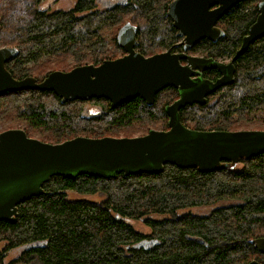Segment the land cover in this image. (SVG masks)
I'll return each instance as SVG.
<instances>
[{"label":"trees","instance_id":"trees-1","mask_svg":"<svg viewBox=\"0 0 264 264\" xmlns=\"http://www.w3.org/2000/svg\"><path fill=\"white\" fill-rule=\"evenodd\" d=\"M172 1L128 0L126 5L98 9L97 0H75L69 10L48 12L37 8L38 0H0V42L17 51L5 68L16 79L32 77L40 82L52 71L113 60L117 57L101 31L130 11L135 14L129 24L136 29L138 51L146 57L153 48L178 38L166 15ZM252 1L239 3L218 21H224V28L217 23L222 38L215 43L201 41L194 50L207 52L214 60L232 59L257 16V5L252 11L245 8ZM117 34L111 41L116 47ZM46 53L68 56L73 65L38 73L24 68L25 61H39ZM234 66L232 84L209 95L204 105L179 111L184 126L185 119L191 118L193 130L228 131L233 117L247 119L253 111L264 115V36ZM176 98V90L167 88L151 106L137 98L110 109L105 99L61 103L50 92L28 90L0 96L25 121L18 129L49 144L75 137L131 138L120 134L129 133L133 124L145 127V135L158 120L166 121L164 109ZM88 104L96 112L86 114ZM163 130H167L166 122ZM37 131L48 135L35 136ZM239 164L236 169L210 173L165 165L153 175L51 177L42 186V195L17 206L13 222H0V242L5 244L0 264H239L254 250L248 240L264 229V154ZM68 193L99 194L103 199H68ZM203 206L213 208L203 216L180 214ZM137 220L148 227V235L133 229ZM33 245L37 246L5 263L8 251Z\"/></svg>","mask_w":264,"mask_h":264},{"label":"water","instance_id":"water-1","mask_svg":"<svg viewBox=\"0 0 264 264\" xmlns=\"http://www.w3.org/2000/svg\"><path fill=\"white\" fill-rule=\"evenodd\" d=\"M243 1L173 0L166 15L177 35L183 37V52L167 50L145 57L135 50V27L126 23L117 34V45L125 53L122 57L67 72L52 71L40 82L32 77L13 78L5 64L16 56V49L1 48L0 96L28 90L50 92L61 103L105 99L114 109L137 98L151 106L157 93L171 87L177 90L178 99L164 109L167 130H150L139 137H75L49 144L27 137L20 129L1 132L0 222H13L17 206L42 195V186L54 176L113 179L119 174H159L165 165L210 173L233 169L241 160L264 154V131H196L185 127L179 117L184 107L203 105L209 95L232 84L234 62L264 36L261 0L254 22L228 63L185 54L202 39L216 42L222 38L224 33L217 22ZM182 60L186 64H181ZM207 70L217 71L220 77L215 81L203 78ZM253 244L264 253V239L254 240ZM36 246H25L23 250Z\"/></svg>","mask_w":264,"mask_h":264},{"label":"rangeland","instance_id":"rangeland-1","mask_svg":"<svg viewBox=\"0 0 264 264\" xmlns=\"http://www.w3.org/2000/svg\"><path fill=\"white\" fill-rule=\"evenodd\" d=\"M75 0H38V5L37 8L38 9H42L44 11H48V12H53L56 10H69L70 8H72V6L74 5ZM122 2V0H97V8L98 9H103V8H108L111 7L110 5L116 3L118 5H122L120 4ZM258 0H254L250 3H248L246 5V10L248 11H252V9H254V7L257 5ZM115 5V4H114ZM135 19V14L133 12H128V13H124L120 19L119 22L115 23L114 25H109L106 26L102 29L101 34L104 37V39L106 40L107 43H109L108 45V49L110 50V52L113 54V57H119L123 54L122 50H120L119 48H117L114 43H111L112 39L116 38V34L117 31L126 23H133ZM218 25L221 28H224V21H220L218 23ZM3 46H7L6 43H2L0 42V47ZM168 45H161L158 47L153 48L152 50H150L149 55L153 54V53H157V52H161L162 50H165L167 48ZM193 54H197L199 55L198 52H193ZM206 54V53H203ZM202 55V54H200ZM208 55V54H206ZM209 56V55H208ZM229 58V57H228ZM226 57H221L219 58V60L223 63H228L229 59ZM73 59L68 57V56H64V55H47L44 56L42 59H40L39 61H31L30 63L26 64L24 63V68L25 69H37V73L47 69V68H53L55 70L58 69V67H66V66H71L73 65ZM4 102V103H3ZM7 106V108H6ZM94 106L88 104L87 106H85V113H94L96 112V109L93 108ZM19 113H17V111H14V106L8 105L7 102L0 100V133L8 130V129H18L22 126H24L26 123L23 120L22 116L18 115ZM260 112H255L253 111L249 117L247 119H239L236 117L232 118V122L228 125L227 130L228 131H249V130H258V131H264V115H260ZM167 117H166V121L165 119L162 120H158L156 122V124H154V126L151 129L154 130H163V123L166 122L167 125ZM185 126H187L190 129H193L195 127V122L193 119L191 118H187L185 119L184 122ZM145 132V127H142L140 124H133L131 127H129V133H125V134H120V136H127V137H137V136H142V134ZM35 136H39V137H44L46 135H48V133L42 132V131H37L34 133ZM50 135V134H49ZM240 163V162H239ZM237 164L236 168L240 167V164ZM68 199H87V200H93V201H101L103 199V197H101V195L99 194H95V195H78V194H73V193H68L67 195ZM223 203V202H222ZM229 204V203H226ZM217 206H223L222 204H217ZM212 206L208 207V206H203V207H194V208H190V209H186L183 211H180V214L182 213H191L193 215H199V216H203V215H207L208 213L211 212L212 210ZM154 218H163V217H159V216H153ZM133 229L143 235H148L150 233L148 227H146L141 221L137 220L133 222ZM258 232L263 234L264 233V229L259 228ZM260 235V234H259ZM5 246L4 243L0 242V250L3 249ZM23 250H19V249H12L10 251H8L5 255V263H9L12 259H15L16 257L19 256V254L22 252ZM30 264H36L35 262H32Z\"/></svg>","mask_w":264,"mask_h":264},{"label":"flooded vegetation","instance_id":"flooded-vegetation-1","mask_svg":"<svg viewBox=\"0 0 264 264\" xmlns=\"http://www.w3.org/2000/svg\"><path fill=\"white\" fill-rule=\"evenodd\" d=\"M29 1H32V0H29ZM127 1L128 0H122V2L120 3V4H122V5H126V3H127ZM114 4H116V3H114ZM114 4H112V5H110V6H113ZM218 23V22H217ZM217 25V24H216ZM177 31V30H176ZM176 36L178 37L177 39H175V42L174 43H172V44H170V45H168L167 46V48L165 49V50H162L161 52L159 51V52H157V53H153V54H151V55H148V56H152V55H154V54H158V53H162V52H166L167 50H170L172 53H181V52H183V44L184 43H182V41H183V37H179L178 35H177V33H176ZM203 42V41H206V42H209V43H215V42H211L210 40H207V39H202V40H200L198 43H200V42ZM136 42H137V32H136ZM138 43V42H137ZM198 43H196V44H194L193 45V47L192 48H190V49H188L186 52H185V54H187V55H190V56H196V57H203V58H210V55L207 53V52H204V51H202V50H194V47L196 46V45H198ZM161 46V45H160ZM163 46V45H162ZM118 47V46H117ZM1 48H14L13 46H3V47H0V49ZM120 50H122L120 47H118ZM15 49V48H14ZM135 50L137 51V52H139L138 51V44H137V46L135 47ZM17 52V51H16ZM122 52H123V54L121 55V56H119V57H122L125 53H124V51L122 50ZM193 52H198L199 53V55H197V54H193ZM140 53V52H139ZM203 53H206V54H208V55H206V54H203ZM141 54V53H140ZM200 54H202V55H200ZM47 55H50V54H48V53H46V54H43V56H41L40 58H39V60L40 59H42L44 56H47ZM16 56H17V54H16ZM15 56V57H16ZM148 56H146V57H148ZM14 57V58H15ZM119 57H117V58H119ZM13 59V58H12ZM11 59V60H12ZM116 59V58H115ZM229 59V61L231 60V58H228ZM217 61H220L219 60V58L217 59ZM9 62V61H8ZM7 62V63H8ZM31 61L29 60V61H25L24 63H25V65L26 64H28V63H30ZM221 62V61H220ZM223 62V61H222ZM7 63L5 64V67H6V65H7ZM181 64H186V60H182L181 61ZM212 71H215V70H207V71H205V72H203L202 73V76H203V78H205V79H208V80H211V81H215L216 79H218L219 77H220V74L219 73H217V71H215V72H212ZM14 78V77H13ZM25 78V77H24ZM16 79V78H15ZM22 79V78H21ZM169 88H171V87H169ZM167 89V88H166ZM172 89H174V88H172ZM174 90H176V89H174ZM219 90V89H218ZM176 93H177V90H176ZM158 94V93H157ZM156 94V95H157ZM139 99V98H138ZM178 99V93H177V98L175 99V100H177ZM208 99V98H207ZM174 100V101H175ZM142 101V100H141ZM155 101V100H154ZM173 101V102H174ZM172 102V103H173ZM171 103V104H172ZM170 105V104H169ZM193 105H195V104H193ZM196 105H199V104H196ZM204 105V104H203ZM168 106V105H167ZM93 108H95V107H93ZM185 108V107H184ZM96 110H97V108H95ZM9 130V129H8ZM257 239H264V233L263 234H260V235H258V236H255V237H251L249 240H248V242L252 245V249H254V250H252V252L251 253H249V255L247 256V258H246V261H243V262H241V263H239V264H248V263H250V262H255L256 264H264V253L263 252H261V251H259L256 247H255V245L253 244V241L254 240H257ZM146 243L147 242H152V241H145ZM144 241L142 242V243H145ZM149 243V244H150ZM19 250H23V248H18Z\"/></svg>","mask_w":264,"mask_h":264},{"label":"bare ground","instance_id":"bare-ground-1","mask_svg":"<svg viewBox=\"0 0 264 264\" xmlns=\"http://www.w3.org/2000/svg\"><path fill=\"white\" fill-rule=\"evenodd\" d=\"M175 101H176V100H175ZM158 131H163V130H158ZM148 132H149V131H148ZM148 132H147L146 134H148ZM146 134H145V135H146ZM142 136H144V135H142ZM137 137H139V136H137ZM162 171H163V170H162Z\"/></svg>","mask_w":264,"mask_h":264}]
</instances>
